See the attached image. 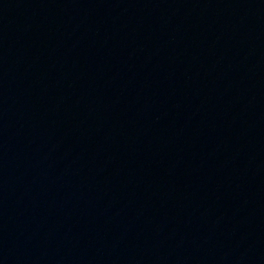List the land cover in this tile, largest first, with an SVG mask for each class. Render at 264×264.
Here are the masks:
<instances>
[{"label": "water", "instance_id": "water-1", "mask_svg": "<svg viewBox=\"0 0 264 264\" xmlns=\"http://www.w3.org/2000/svg\"><path fill=\"white\" fill-rule=\"evenodd\" d=\"M0 264H264V0H0Z\"/></svg>", "mask_w": 264, "mask_h": 264}]
</instances>
